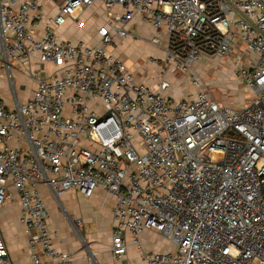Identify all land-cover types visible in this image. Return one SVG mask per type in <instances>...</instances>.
Segmentation results:
<instances>
[{"label":"built area","instance_id":"2783aa9c","mask_svg":"<svg viewBox=\"0 0 264 264\" xmlns=\"http://www.w3.org/2000/svg\"><path fill=\"white\" fill-rule=\"evenodd\" d=\"M98 1L112 23L96 45L56 33ZM42 9L0 0V61L36 86L13 106L0 95V206L18 199L34 264H72L54 246L42 186L114 196L118 264L130 248L146 264H264V0H68L50 18ZM135 18L155 29L163 73L190 74L187 95L171 96L165 79L138 82L110 50ZM225 58L251 103L220 102L190 73ZM145 232L175 249L145 253ZM0 264H13L1 228Z\"/></svg>","mask_w":264,"mask_h":264},{"label":"crops","instance_id":"0c3cea01","mask_svg":"<svg viewBox=\"0 0 264 264\" xmlns=\"http://www.w3.org/2000/svg\"><path fill=\"white\" fill-rule=\"evenodd\" d=\"M66 1L68 0H40L41 5H43L44 17L50 18L57 15L60 6ZM113 12H118V9H114ZM110 23H112L110 14L107 13L105 6L98 1L93 7L82 12L77 19L69 18L65 24L54 26V30L63 40H77L93 46L101 37L98 30L101 28L109 29ZM127 28L131 29L134 34H139L143 40L153 36V26L142 22L139 18H135ZM40 30H42V26H40ZM130 39L134 44L135 39ZM122 41L116 38L115 43L110 47V50L120 59L122 58L117 53V46ZM146 51L151 52L145 62L139 65L141 74L136 73V71L134 74L138 82L150 85L152 82L146 78L147 68L156 70V66H159L149 62L150 57L160 59L162 52L153 44L149 45V49ZM46 70L49 73H55L53 71H56L57 74L60 73L52 65L46 66ZM20 74L15 66H13L11 73L8 72L0 61V95L3 96L7 105L13 106L18 101L25 102L34 93L36 86L32 81H29L30 84L28 83L26 88L21 90L22 87H25L24 83L16 85L11 80V77ZM8 84L12 85L13 93L11 91L10 99L7 100L4 92L7 93ZM191 91L189 86H185V88L183 86L176 95L171 94L170 89L167 92L179 99ZM41 191L50 218L49 223L54 246L58 251L70 254L72 264H118L111 252L114 196L100 189L92 197H85L75 190L57 195L47 186H42ZM0 228L13 264H34L30 254L28 236L20 221L18 199L0 206ZM158 250L166 252L170 250V247L161 245ZM43 259L45 260L44 257ZM125 264H146V262L141 252L135 248H130Z\"/></svg>","mask_w":264,"mask_h":264},{"label":"rangeland","instance_id":"374dc122","mask_svg":"<svg viewBox=\"0 0 264 264\" xmlns=\"http://www.w3.org/2000/svg\"><path fill=\"white\" fill-rule=\"evenodd\" d=\"M154 30L155 29L153 28L152 32H154ZM131 35L132 36H129L118 44L117 53L133 71H136V73H140L139 65L143 64L145 62V59L150 55L151 51L147 52L146 50L149 49V45H152L150 43L152 38H144L143 40L141 39L139 34H134V32H131ZM130 38H135V45L131 42ZM158 50L162 52L161 57L156 63H153L159 65L156 66L158 70H150V67H148L146 73L147 80H150L152 82L151 84L153 85L158 84L162 79L167 80L171 85V94L176 95L177 91H179L183 86L184 88L185 86H189L191 91L192 85L190 84V74H185L180 70L173 69L163 73L166 55L163 50L159 48ZM193 72L197 76L202 78L203 82L206 83L213 97L218 101L227 103L229 102L235 105H242L245 102L246 104L251 103V101L248 100L251 96V92L238 77V74L234 67L233 58L206 59L196 62L193 70H191L190 73L193 74ZM22 75L24 76L23 73H21L20 75H14L13 81L16 85L24 83L25 87H22L21 89L24 90L30 80L28 78H25L26 76L23 77ZM6 90L7 93L4 92V95L8 100L10 99L9 96L11 95V91L13 93L12 85L8 84ZM141 237L145 253L155 254L157 252H160L158 249L161 245H167L168 247H170V249H175V245H172L171 241L168 238L162 237L159 233L150 232L146 234L145 232Z\"/></svg>","mask_w":264,"mask_h":264}]
</instances>
